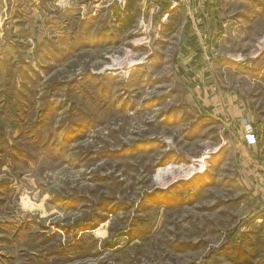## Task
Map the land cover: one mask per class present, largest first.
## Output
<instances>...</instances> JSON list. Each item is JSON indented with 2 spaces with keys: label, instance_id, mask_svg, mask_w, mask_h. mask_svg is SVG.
<instances>
[{
  "label": "rangeland",
  "instance_id": "1",
  "mask_svg": "<svg viewBox=\"0 0 264 264\" xmlns=\"http://www.w3.org/2000/svg\"><path fill=\"white\" fill-rule=\"evenodd\" d=\"M107 2L0 0V264H264V0Z\"/></svg>",
  "mask_w": 264,
  "mask_h": 264
},
{
  "label": "crops",
  "instance_id": "2",
  "mask_svg": "<svg viewBox=\"0 0 264 264\" xmlns=\"http://www.w3.org/2000/svg\"><path fill=\"white\" fill-rule=\"evenodd\" d=\"M215 0H184L178 6H173L172 0H128L124 8L114 11V22L124 31L125 27L138 25L141 18L151 21V26L162 29L173 23L177 16L181 13L184 15L182 26L188 23L189 26L197 29V24L203 18L207 19V9L214 7ZM103 8L101 4L91 5V14L87 16L90 22H95L96 15L93 11ZM216 8V7H214ZM123 29V30H122ZM189 31V30H188ZM182 35H186L180 30ZM191 33L188 32L187 36Z\"/></svg>",
  "mask_w": 264,
  "mask_h": 264
},
{
  "label": "built area",
  "instance_id": "3",
  "mask_svg": "<svg viewBox=\"0 0 264 264\" xmlns=\"http://www.w3.org/2000/svg\"><path fill=\"white\" fill-rule=\"evenodd\" d=\"M127 1L128 0H110V2H107V5L110 3H114L115 5L119 6L120 8H124ZM183 1L184 0H172V4H173V6H178ZM94 13H96V10L94 11ZM147 29H149V23L146 22L145 18H141V20L138 23V30H140L141 35L139 37H137L140 44L149 43L151 40H153V37H155V35L158 36V34H159L158 31L160 30V28L157 29V33L154 35L153 33L152 34L147 33L146 32ZM134 55L136 56L137 54H134ZM144 56H148V55H144ZM136 63H138V62H136Z\"/></svg>",
  "mask_w": 264,
  "mask_h": 264
},
{
  "label": "water",
  "instance_id": "4",
  "mask_svg": "<svg viewBox=\"0 0 264 264\" xmlns=\"http://www.w3.org/2000/svg\"><path fill=\"white\" fill-rule=\"evenodd\" d=\"M183 39H184L185 42H187V37H186V35H184Z\"/></svg>",
  "mask_w": 264,
  "mask_h": 264
},
{
  "label": "bare ground",
  "instance_id": "5",
  "mask_svg": "<svg viewBox=\"0 0 264 264\" xmlns=\"http://www.w3.org/2000/svg\"><path fill=\"white\" fill-rule=\"evenodd\" d=\"M204 163V162H203ZM183 168H185L184 166H183ZM187 168V167H186ZM204 168V167H203ZM192 170V169H191ZM190 172V171H189ZM178 175V174H177Z\"/></svg>",
  "mask_w": 264,
  "mask_h": 264
},
{
  "label": "trees",
  "instance_id": "6",
  "mask_svg": "<svg viewBox=\"0 0 264 264\" xmlns=\"http://www.w3.org/2000/svg\"><path fill=\"white\" fill-rule=\"evenodd\" d=\"M170 26H172V24H170Z\"/></svg>",
  "mask_w": 264,
  "mask_h": 264
}]
</instances>
